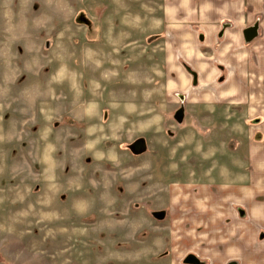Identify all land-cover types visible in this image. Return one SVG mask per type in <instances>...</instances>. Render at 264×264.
Returning a JSON list of instances; mask_svg holds the SVG:
<instances>
[{"label":"rangeland","instance_id":"rangeland-1","mask_svg":"<svg viewBox=\"0 0 264 264\" xmlns=\"http://www.w3.org/2000/svg\"><path fill=\"white\" fill-rule=\"evenodd\" d=\"M144 5L0 0V264H209L227 238L195 228L188 204L209 199L200 185L252 182L244 112L157 88L164 37Z\"/></svg>","mask_w":264,"mask_h":264},{"label":"crops","instance_id":"crops-1","mask_svg":"<svg viewBox=\"0 0 264 264\" xmlns=\"http://www.w3.org/2000/svg\"><path fill=\"white\" fill-rule=\"evenodd\" d=\"M139 1H144L146 17L150 20L147 34L164 37L159 55L160 71L156 69L160 76L157 88L167 95L177 93L188 104L214 106L223 103L244 112L248 156L243 161L245 167H240L239 172L240 179L252 182L239 186L229 183L200 185L199 196L208 195L209 199L194 197L193 204H188L194 212L191 222L195 228L225 229L227 238L212 245L209 242L214 249L208 250L209 264H264V234L255 242L245 238L243 230L246 224H249L247 227L264 228V0ZM255 25L258 34L247 41L245 31ZM141 59L143 70L134 74L135 83L146 91L150 86L146 80L155 65L152 61L151 66L148 61L143 63L144 57ZM188 67L194 71L190 72ZM193 72L197 73L196 80ZM137 147L141 148V142ZM233 200L241 201L235 213L230 209ZM203 201L211 206L201 207ZM245 207L249 209L246 220L243 219ZM211 232L217 231L212 229ZM190 241L189 245L193 246L202 239ZM222 241L225 247L221 245L217 251V244ZM179 257L177 253L172 264H177Z\"/></svg>","mask_w":264,"mask_h":264},{"label":"water","instance_id":"water-1","mask_svg":"<svg viewBox=\"0 0 264 264\" xmlns=\"http://www.w3.org/2000/svg\"><path fill=\"white\" fill-rule=\"evenodd\" d=\"M258 34V26H254V27H250L245 31V37L247 41H251L253 40ZM194 73V77L195 80L197 79V73ZM182 118H183V111L182 109H180L177 113H176V119H178V121L182 122ZM142 143V142H141ZM137 144H139V142H137ZM143 148H145L143 145H141L140 150H144ZM163 214L162 212L157 213V215H161ZM186 262L190 263V264H197L199 262V259L195 256V255H189L186 258ZM230 264H236L235 262H232Z\"/></svg>","mask_w":264,"mask_h":264},{"label":"trees","instance_id":"trees-1","mask_svg":"<svg viewBox=\"0 0 264 264\" xmlns=\"http://www.w3.org/2000/svg\"><path fill=\"white\" fill-rule=\"evenodd\" d=\"M79 14H80V12H79Z\"/></svg>","mask_w":264,"mask_h":264}]
</instances>
